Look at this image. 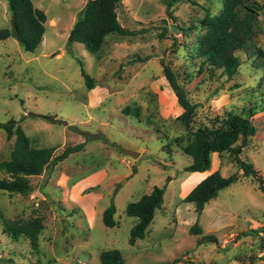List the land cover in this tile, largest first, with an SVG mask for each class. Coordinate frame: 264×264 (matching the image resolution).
Listing matches in <instances>:
<instances>
[{
  "label": "rangeland",
  "instance_id": "1",
  "mask_svg": "<svg viewBox=\"0 0 264 264\" xmlns=\"http://www.w3.org/2000/svg\"><path fill=\"white\" fill-rule=\"evenodd\" d=\"M31 1L45 15V31L33 52L14 37L0 40V122L13 120L32 146L53 147V157L83 147L29 176L28 195L0 190V264H102L99 254L112 248L124 264H264V0H257L253 38L235 51L240 66L232 77L203 65L197 54L205 31L200 20L206 9L218 14L223 0H179L169 10L161 0H122L118 21L135 34H109L94 53L67 42L87 0ZM10 19L7 0H0V29L12 30ZM162 59L197 104L196 123L211 126L229 112L250 115L247 143L236 153L240 140L229 151L212 152L202 174L185 171L191 156L183 148L191 136ZM13 143L0 128V161L9 159ZM236 154L257 180L244 176ZM214 171L237 180L198 215L183 198ZM0 178L9 174L0 169ZM155 186L164 187L162 204L145 236L130 243L137 218L126 214V205ZM111 199L117 224L107 227L102 213ZM37 217L43 226L36 246L5 230L6 223ZM196 220L198 233L191 230Z\"/></svg>",
  "mask_w": 264,
  "mask_h": 264
},
{
  "label": "trees",
  "instance_id": "2",
  "mask_svg": "<svg viewBox=\"0 0 264 264\" xmlns=\"http://www.w3.org/2000/svg\"><path fill=\"white\" fill-rule=\"evenodd\" d=\"M121 1L87 0L69 30L67 42L82 43L88 52L94 53L100 49L105 37L109 34L122 36L135 34L134 31L123 27L118 21L116 9ZM161 1L169 10L179 0ZM7 3L9 13L14 17L16 29L14 31L10 28L0 29V40L10 36L14 37L22 49L33 52L45 31L43 11L35 8L31 0H7ZM259 7L257 0H223L222 9L218 14L211 15L208 9L205 10V15L200 20V26L205 31L197 41V54L202 57L203 65L208 68L221 69L227 77H232L237 72L240 58L235 51L244 48L253 38L260 16ZM173 28L185 31L183 27L173 25ZM78 62L86 87L92 89L94 81L85 72L79 59ZM161 63L164 76L174 92L178 104L183 108L179 118L191 136V140L183 148L184 153L191 156V162L185 167V171L203 173L211 166L210 154L212 152L229 151L240 140L241 145L233 148L236 153L242 145L247 143L253 131L248 120L250 115L229 112L218 123L216 121L211 126L196 123L194 115L197 104L190 100L185 87L179 82L170 65L166 64L164 59L161 60ZM13 123V120L0 122V128L6 131L7 137L14 136L9 159L0 161V169L9 174V178H0V190L28 195L32 191L29 176L40 174L51 160L59 162L83 147V143H79L65 148L61 154L53 157V147L32 146L21 126H14ZM236 159L243 169L244 176L252 175L253 180H257L254 177L252 165L241 160L238 154H236ZM236 180V175L224 177L218 171H214L197 183L186 194L183 201L193 203L197 214L200 215L205 204ZM260 189L264 191V187L261 185ZM163 194L164 187L155 186L150 193L144 194L137 201L129 202L126 205V214L137 218V222L130 229V243L145 236L156 209L162 204ZM115 212L116 206L114 200L111 199L102 213V221L105 226H116ZM42 226L41 220L37 217L24 224L6 223L5 230L13 239L24 236L30 240L33 246H36L37 235ZM191 230L195 233L200 232L198 220L192 225ZM99 259L102 264H124L122 253L116 248L101 251ZM160 264L172 263L163 262ZM189 264L194 263L190 262Z\"/></svg>",
  "mask_w": 264,
  "mask_h": 264
},
{
  "label": "water",
  "instance_id": "3",
  "mask_svg": "<svg viewBox=\"0 0 264 264\" xmlns=\"http://www.w3.org/2000/svg\"><path fill=\"white\" fill-rule=\"evenodd\" d=\"M10 24H11L12 30L14 31L16 29V27H15L14 17L13 16H11ZM119 150L121 152L127 154V155H130L131 157H136L139 154L137 151H134V150H131V149H127V148L119 147Z\"/></svg>",
  "mask_w": 264,
  "mask_h": 264
},
{
  "label": "crops",
  "instance_id": "4",
  "mask_svg": "<svg viewBox=\"0 0 264 264\" xmlns=\"http://www.w3.org/2000/svg\"><path fill=\"white\" fill-rule=\"evenodd\" d=\"M207 171V170H206ZM205 172V171H204ZM199 174H202V173H199Z\"/></svg>",
  "mask_w": 264,
  "mask_h": 264
}]
</instances>
